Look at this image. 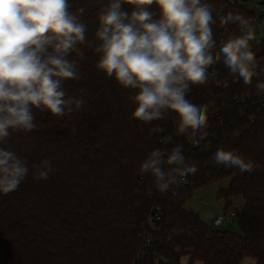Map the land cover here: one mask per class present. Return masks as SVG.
Masks as SVG:
<instances>
[{"label":"trees","instance_id":"1","mask_svg":"<svg viewBox=\"0 0 264 264\" xmlns=\"http://www.w3.org/2000/svg\"><path fill=\"white\" fill-rule=\"evenodd\" d=\"M208 2L217 18V49L221 40L239 34L237 25L219 26L218 17L229 10L250 17L255 34L263 28L250 43L264 67V0L258 1L262 12L246 0ZM70 3L73 11L85 8L82 19L93 40L97 13L107 0ZM81 48L85 58L72 57L81 79L66 81L64 88L83 104L72 103L63 116L34 109L38 128L9 141L29 165L47 159L54 171L36 180L30 168L18 190L0 193V264H182L183 258L187 264H242L246 258L264 264V93L255 87L257 77L245 85L217 63V78L227 87L211 80L193 86L189 99L208 105V135L199 139L177 135L171 114L148 124L132 119L134 90L98 71V56L87 45ZM178 145L184 162L165 170L177 169L175 181L186 166L194 164L197 171L186 175L185 186L175 182L161 194L150 173H139L140 164L152 150L170 152ZM220 148L251 159L253 171L216 164ZM224 179L230 186L217 198L227 212L235 211L240 234L209 227L185 210L198 191ZM236 197L243 199L241 212L231 210Z\"/></svg>","mask_w":264,"mask_h":264},{"label":"clouds","instance_id":"2","mask_svg":"<svg viewBox=\"0 0 264 264\" xmlns=\"http://www.w3.org/2000/svg\"><path fill=\"white\" fill-rule=\"evenodd\" d=\"M127 5L128 7H125ZM70 0H0V193L18 190L30 168L36 180L54 171L50 160L29 165L9 145L16 133L38 128L34 109L63 116L82 100L67 97L66 81H79L82 45L98 56L95 68L123 89L134 90L131 118L145 124L174 115L177 135L208 132V105L189 99L193 86L210 80L227 87L213 68L221 63L234 78L264 93L251 41L256 34L251 18L229 10L218 17L219 26L237 25L239 34L221 40L217 49V18L208 0H107L97 13L94 39L87 37L82 19L85 8L72 10ZM213 69L212 71H209ZM235 82V80H234ZM73 131H76L73 126ZM182 145L170 152L156 148L140 164L141 175L150 173L161 194L176 182L174 167L184 162ZM215 162L252 172L254 163L236 151L217 149ZM186 166L181 175L195 174Z\"/></svg>","mask_w":264,"mask_h":264},{"label":"rangeland","instance_id":"3","mask_svg":"<svg viewBox=\"0 0 264 264\" xmlns=\"http://www.w3.org/2000/svg\"><path fill=\"white\" fill-rule=\"evenodd\" d=\"M243 1V0H242ZM247 4L251 8H256L261 10V5L258 4L259 0H246ZM263 28L260 26L256 31L257 36L259 38L262 35ZM230 186V180L224 179L218 183L212 184L207 188H204L198 191L195 196L192 198L191 201L187 203L185 206V210L188 212H193L195 214H199L203 221L212 228H217L222 231H229L232 233L240 234V228L237 222L233 219L225 222L222 226L217 227L215 226V221L220 218L221 216L226 215V207L223 201L218 200L217 193L220 190H227ZM244 202L241 197H236L232 202L231 210H237L241 212L243 209ZM248 261H243L242 264H246Z\"/></svg>","mask_w":264,"mask_h":264},{"label":"built area","instance_id":"4","mask_svg":"<svg viewBox=\"0 0 264 264\" xmlns=\"http://www.w3.org/2000/svg\"><path fill=\"white\" fill-rule=\"evenodd\" d=\"M200 145H201L200 141H198V140L194 141V146L195 147H199ZM181 172L182 171H180V174H179V176L177 177V180H176L177 186H180V187L185 186V184L187 183V176L186 175H181ZM234 216H235V211L228 212V213H226L225 216H223V217L219 218L218 220H216L215 225L217 227H220L225 222L233 219Z\"/></svg>","mask_w":264,"mask_h":264},{"label":"crops","instance_id":"5","mask_svg":"<svg viewBox=\"0 0 264 264\" xmlns=\"http://www.w3.org/2000/svg\"><path fill=\"white\" fill-rule=\"evenodd\" d=\"M226 213H228V212H226ZM199 215V214H198ZM200 216V215H199ZM222 217V216H221ZM220 217V218H221ZM200 218L202 219V217L200 216ZM219 219V218H218ZM217 219V220H218ZM203 220V219H202ZM215 223H216V221H215ZM215 225V224H214ZM216 226V225H215ZM246 261H248L246 264H257V262H256V260H254V259H251V258H246L245 259ZM244 260V261H245ZM182 264H187V259L186 258H183L182 259Z\"/></svg>","mask_w":264,"mask_h":264}]
</instances>
